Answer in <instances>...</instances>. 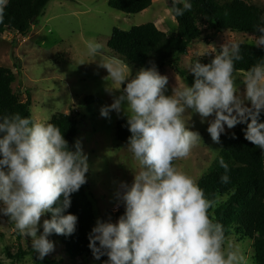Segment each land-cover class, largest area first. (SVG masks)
<instances>
[{"label":"clouds","instance_id":"9594fccd","mask_svg":"<svg viewBox=\"0 0 264 264\" xmlns=\"http://www.w3.org/2000/svg\"><path fill=\"white\" fill-rule=\"evenodd\" d=\"M7 5L8 0H0V24ZM192 7L188 0H173L171 11L179 17ZM261 21L253 46L264 49V16ZM102 47L86 42L92 57L102 56ZM211 47L209 63L198 59L190 67L193 84H179L171 95L165 94L168 77L154 63L132 76L121 60L100 61L109 74L105 79L117 85L113 89L124 85L100 114L106 118L113 110L119 114L126 103L123 111L131 133L127 149L140 170L130 185L121 182L116 193L124 214L116 223L97 219L92 228L88 246L95 259L106 255L105 264H242L243 257L231 244L227 250L224 247L223 225L209 216V209L221 198H206L196 181L173 163L187 158L201 140L198 131L186 127L183 117L188 109L199 115L202 124L207 121L214 143H220L225 126L246 124L244 138L264 152V58L243 73L242 98L234 79L235 64L244 59L240 44L230 39L218 52ZM74 147L69 148L60 128L52 123L20 113L0 118V214L22 236L31 238L40 260L54 250L52 234L71 235L76 230L78 217L65 213L71 194L86 183L88 163L79 141ZM219 165L225 170L221 182L227 184L229 166L223 157ZM47 213L51 218L41 225Z\"/></svg>","mask_w":264,"mask_h":264},{"label":"rangeland","instance_id":"374dc122","mask_svg":"<svg viewBox=\"0 0 264 264\" xmlns=\"http://www.w3.org/2000/svg\"><path fill=\"white\" fill-rule=\"evenodd\" d=\"M259 7L264 12V0H244ZM109 0H54L46 7L37 23L27 36L17 32H5L0 38V66L11 69L16 82L13 90L23 102L31 98V114L34 121L48 123L58 113L71 115L79 122L78 135L83 153L87 156L88 172L91 186L88 189L89 199L93 205L95 225L97 219L116 223L125 208L117 200L116 193L121 182L131 184L135 172L140 170L139 162L128 151L127 144L116 140V123L127 118L122 105L118 114L115 110L109 117H102L103 106L111 105L120 90L110 79L106 68L100 67V61L107 62L115 55L108 48L113 29L129 31L133 27L154 23L161 31L171 34L177 29V21L169 7V0H152V6L136 15H126L109 7ZM230 39L239 44L253 45V35L230 30L211 33V38L191 44L186 55L176 57L173 62L158 70L168 77L166 95L182 83H187L175 68L186 76L192 75L190 67L198 59L201 63L213 56L212 47L217 52ZM87 41H95L103 47L102 56L92 57L86 48ZM130 75L135 76L139 70L129 67ZM238 93L243 98L245 86L243 73L234 74ZM92 97L93 100L86 101ZM245 103H248L247 101ZM183 119L186 127L198 131L201 140L193 147L190 155L175 161V166L191 176L196 183L208 171L218 158L221 148L214 143L207 132V121L191 109L186 110ZM210 119V118H209ZM232 129L225 126V132ZM222 133V134H224ZM226 198H221L222 204ZM0 207H3L0 203ZM46 214L41 217V225ZM42 231V227L40 229ZM19 231L7 216L0 214V261L3 264H39L40 259L31 247V238L18 239ZM54 242V250L45 258L56 259L62 264H105L92 258L72 261L64 250L58 237H49ZM21 242V243H20ZM232 245V250L243 257L242 264H257L254 240L230 237L225 241V249ZM19 245L30 255L20 260L7 257V249L12 255L19 251ZM44 258V259H45ZM43 259V260H44Z\"/></svg>","mask_w":264,"mask_h":264},{"label":"trees","instance_id":"16d2710c","mask_svg":"<svg viewBox=\"0 0 264 264\" xmlns=\"http://www.w3.org/2000/svg\"><path fill=\"white\" fill-rule=\"evenodd\" d=\"M52 1L54 0H8L4 23L0 24V38L5 32H17L21 36H27ZM188 2L192 4V10L185 11L183 16L176 17L171 11L178 25L173 33L161 31L154 23L133 27L129 31L115 28L108 48L134 70L150 67L151 63L161 70L176 57L186 55L191 44L202 40L207 42L211 38V33L230 30L253 36L259 35L256 29L257 25L262 23L261 17L264 16V12L257 6L244 0H188ZM108 5L126 15H136L149 9L152 0H109ZM172 6L173 0H169L170 9ZM177 7H182V4H177ZM240 46L244 59L236 62L234 74L244 73L264 58V49L250 44ZM212 58L213 56H209L203 63H209ZM175 70L187 83L193 84V74L186 76L178 68ZM15 82L14 72L0 66V118L20 113L33 120L30 110L31 98L29 96L28 100L23 102L13 90ZM90 100L93 98L86 99L87 102ZM261 122H264V113H261ZM48 123L59 127L69 148L75 150L79 122L71 115L58 113ZM245 129L246 124H238L237 130L221 134L218 143L221 152L197 184L204 190L208 199H213L214 195L226 198L222 204L209 209L210 218L223 225L225 241L233 236L239 237L241 241L254 240L257 264H264V152L244 138ZM130 135L127 118L119 120L116 123L117 142L127 144ZM220 157H223L229 166L227 184L221 182L225 170L219 165ZM173 163L175 165V161ZM90 186V179L86 173V183L70 197L71 205L65 214L71 213L78 217L75 232L71 235H51L62 241L65 253L72 261L86 257L95 259L88 246L89 234L95 226L94 209L88 195ZM46 216L48 219L51 218L50 213ZM18 239H21L20 234ZM6 251L7 257L11 260L24 259L30 255L22 245H19L16 255H12L9 249ZM107 260L108 257L105 255L98 261ZM0 264L3 262L0 261ZM39 264L62 263L56 259L45 258L40 260Z\"/></svg>","mask_w":264,"mask_h":264},{"label":"water","instance_id":"95a60500","mask_svg":"<svg viewBox=\"0 0 264 264\" xmlns=\"http://www.w3.org/2000/svg\"><path fill=\"white\" fill-rule=\"evenodd\" d=\"M111 58H115V59H118V60H121V61H123L122 59H120V58H117L116 56H110ZM124 63H125V61H123ZM126 64V63H125Z\"/></svg>","mask_w":264,"mask_h":264}]
</instances>
